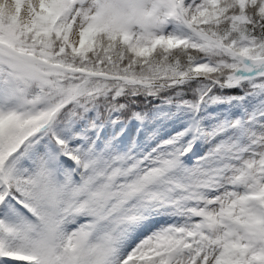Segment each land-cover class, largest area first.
I'll return each mask as SVG.
<instances>
[{"label": "snow or ice", "instance_id": "obj_1", "mask_svg": "<svg viewBox=\"0 0 264 264\" xmlns=\"http://www.w3.org/2000/svg\"><path fill=\"white\" fill-rule=\"evenodd\" d=\"M0 264H264V0H0Z\"/></svg>", "mask_w": 264, "mask_h": 264}]
</instances>
